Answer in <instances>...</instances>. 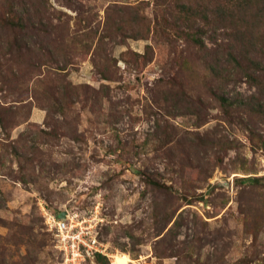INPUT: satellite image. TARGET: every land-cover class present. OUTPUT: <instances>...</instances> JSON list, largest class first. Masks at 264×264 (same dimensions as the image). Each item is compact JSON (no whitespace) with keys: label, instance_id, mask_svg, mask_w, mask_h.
<instances>
[{"label":"rangeland","instance_id":"rangeland-1","mask_svg":"<svg viewBox=\"0 0 264 264\" xmlns=\"http://www.w3.org/2000/svg\"><path fill=\"white\" fill-rule=\"evenodd\" d=\"M115 253L264 264V0H0V264Z\"/></svg>","mask_w":264,"mask_h":264},{"label":"built area","instance_id":"built-area-1","mask_svg":"<svg viewBox=\"0 0 264 264\" xmlns=\"http://www.w3.org/2000/svg\"><path fill=\"white\" fill-rule=\"evenodd\" d=\"M55 228L60 232L66 257L72 263H79L87 256L102 252L97 239L88 235L82 227L71 228L65 219L55 220Z\"/></svg>","mask_w":264,"mask_h":264},{"label":"bare ground","instance_id":"bare-ground-1","mask_svg":"<svg viewBox=\"0 0 264 264\" xmlns=\"http://www.w3.org/2000/svg\"><path fill=\"white\" fill-rule=\"evenodd\" d=\"M115 264H128L131 258L126 253H115L113 255Z\"/></svg>","mask_w":264,"mask_h":264},{"label":"trees","instance_id":"trees-1","mask_svg":"<svg viewBox=\"0 0 264 264\" xmlns=\"http://www.w3.org/2000/svg\"><path fill=\"white\" fill-rule=\"evenodd\" d=\"M97 255H98V256H102V254H100V253H97Z\"/></svg>","mask_w":264,"mask_h":264},{"label":"water","instance_id":"water-1","mask_svg":"<svg viewBox=\"0 0 264 264\" xmlns=\"http://www.w3.org/2000/svg\"><path fill=\"white\" fill-rule=\"evenodd\" d=\"M63 216H65V214H63Z\"/></svg>","mask_w":264,"mask_h":264}]
</instances>
